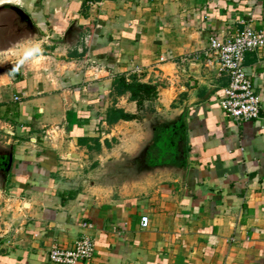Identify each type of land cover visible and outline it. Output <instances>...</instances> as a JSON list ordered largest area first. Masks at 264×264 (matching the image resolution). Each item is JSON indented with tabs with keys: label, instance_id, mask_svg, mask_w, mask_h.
Instances as JSON below:
<instances>
[{
	"label": "crops",
	"instance_id": "crops-1",
	"mask_svg": "<svg viewBox=\"0 0 264 264\" xmlns=\"http://www.w3.org/2000/svg\"><path fill=\"white\" fill-rule=\"evenodd\" d=\"M244 23L264 29V0H0V264H65L49 247L82 235L76 264H264V46L239 122L205 53ZM120 74L157 84L154 111Z\"/></svg>",
	"mask_w": 264,
	"mask_h": 264
},
{
	"label": "built area",
	"instance_id": "built-area-1",
	"mask_svg": "<svg viewBox=\"0 0 264 264\" xmlns=\"http://www.w3.org/2000/svg\"><path fill=\"white\" fill-rule=\"evenodd\" d=\"M264 46V29H257L249 23L225 37L212 34L206 49L207 62L216 64L219 72H226L229 81L224 87L220 105L225 114L235 120L257 118L261 109V97L254 90L252 80L245 71L244 56L249 50ZM19 98V96H15ZM148 215L141 216V225L147 226ZM83 225H89L83 222ZM95 251L94 239L82 235L71 247H63L53 243L47 256L51 261L76 264L81 260L90 259Z\"/></svg>",
	"mask_w": 264,
	"mask_h": 264
},
{
	"label": "trees",
	"instance_id": "trees-1",
	"mask_svg": "<svg viewBox=\"0 0 264 264\" xmlns=\"http://www.w3.org/2000/svg\"><path fill=\"white\" fill-rule=\"evenodd\" d=\"M114 85L117 92L130 91L131 98L136 100L140 109L144 107L145 101H149L148 108L149 110L154 111V107L151 102L157 97V84L142 82L135 75L127 77L124 74H120L115 78ZM136 116L139 117L136 114L125 112L124 110L115 107H110L107 111V120L110 122L119 118L130 119ZM161 130L162 129H158V137L150 143L147 148L148 161L150 162L151 160H155L152 158H155L158 155L163 156L166 154L163 151L166 150L165 147L168 146V143L164 144L161 137H159L162 136Z\"/></svg>",
	"mask_w": 264,
	"mask_h": 264
},
{
	"label": "water",
	"instance_id": "water-1",
	"mask_svg": "<svg viewBox=\"0 0 264 264\" xmlns=\"http://www.w3.org/2000/svg\"><path fill=\"white\" fill-rule=\"evenodd\" d=\"M7 234V230L6 231H0V240Z\"/></svg>",
	"mask_w": 264,
	"mask_h": 264
},
{
	"label": "rangeland",
	"instance_id": "rangeland-1",
	"mask_svg": "<svg viewBox=\"0 0 264 264\" xmlns=\"http://www.w3.org/2000/svg\"><path fill=\"white\" fill-rule=\"evenodd\" d=\"M126 171L128 172L129 170H124V172H126Z\"/></svg>",
	"mask_w": 264,
	"mask_h": 264
}]
</instances>
